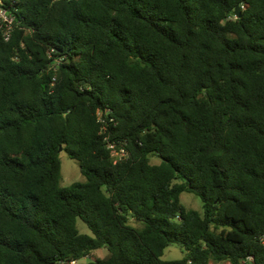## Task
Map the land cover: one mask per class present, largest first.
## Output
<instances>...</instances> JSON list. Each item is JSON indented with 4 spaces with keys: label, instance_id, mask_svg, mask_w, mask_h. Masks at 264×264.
Here are the masks:
<instances>
[{
    "label": "trees",
    "instance_id": "1",
    "mask_svg": "<svg viewBox=\"0 0 264 264\" xmlns=\"http://www.w3.org/2000/svg\"><path fill=\"white\" fill-rule=\"evenodd\" d=\"M4 3L0 264H264V0Z\"/></svg>",
    "mask_w": 264,
    "mask_h": 264
},
{
    "label": "rangeland",
    "instance_id": "2",
    "mask_svg": "<svg viewBox=\"0 0 264 264\" xmlns=\"http://www.w3.org/2000/svg\"><path fill=\"white\" fill-rule=\"evenodd\" d=\"M58 158L60 162L59 185L61 188H66L74 183H83L85 181L80 173L77 163L74 160L68 158L64 152L59 153ZM180 203L186 210H194L202 214L200 199L194 194L183 192L180 195ZM76 226L79 233L91 236V232L80 219H77ZM93 254L95 257L101 258L107 254V251L105 249H99ZM183 254L184 253L177 246L173 245L164 250L161 259L163 261H177L184 256ZM89 262L93 261L88 258H84L78 261L77 264H88Z\"/></svg>",
    "mask_w": 264,
    "mask_h": 264
},
{
    "label": "built area",
    "instance_id": "3",
    "mask_svg": "<svg viewBox=\"0 0 264 264\" xmlns=\"http://www.w3.org/2000/svg\"><path fill=\"white\" fill-rule=\"evenodd\" d=\"M4 2L5 0H0V34L3 37V39L7 41L10 38L11 33L13 31L14 17L9 13L8 9L5 7ZM97 117L101 121L100 112H98ZM107 148L111 151V157L113 159V163H117L118 161L127 157V151L122 146L116 148L115 145L107 142ZM258 242L262 247H264V233L259 235ZM243 263L251 264L252 257L245 258L243 260ZM72 264H76V262H72ZM186 264H191V262L187 261Z\"/></svg>",
    "mask_w": 264,
    "mask_h": 264
},
{
    "label": "water",
    "instance_id": "4",
    "mask_svg": "<svg viewBox=\"0 0 264 264\" xmlns=\"http://www.w3.org/2000/svg\"><path fill=\"white\" fill-rule=\"evenodd\" d=\"M234 14L236 16V18H240L241 17V8L239 6H236L235 10H234ZM68 115H66V119H67ZM62 151V147H59L58 152ZM88 264H94L93 262H89Z\"/></svg>",
    "mask_w": 264,
    "mask_h": 264
}]
</instances>
